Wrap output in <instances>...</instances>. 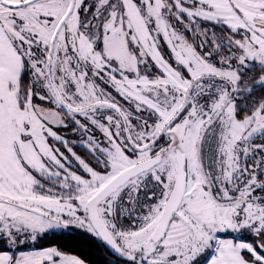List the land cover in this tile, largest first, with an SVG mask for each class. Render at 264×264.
<instances>
[{
	"label": "snow or ice",
	"instance_id": "1",
	"mask_svg": "<svg viewBox=\"0 0 264 264\" xmlns=\"http://www.w3.org/2000/svg\"><path fill=\"white\" fill-rule=\"evenodd\" d=\"M0 264H264V0H0Z\"/></svg>",
	"mask_w": 264,
	"mask_h": 264
}]
</instances>
